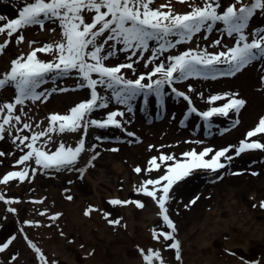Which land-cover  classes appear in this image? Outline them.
I'll return each instance as SVG.
<instances>
[{
    "label": "rangeland",
    "instance_id": "374dc122",
    "mask_svg": "<svg viewBox=\"0 0 264 264\" xmlns=\"http://www.w3.org/2000/svg\"><path fill=\"white\" fill-rule=\"evenodd\" d=\"M195 2L201 6L203 4V0H195ZM231 2L233 0H222L224 6ZM166 3L168 0H156L153 7ZM22 6L20 0H2L0 15H6L9 19L16 18ZM172 8L177 14L191 11L188 3L181 4L177 0H172ZM167 10V8L162 9L165 12ZM220 11H223V8ZM86 19L91 22V14H87ZM262 27H264V17L258 12L250 22L247 32L250 34L253 30ZM46 28H56V32L41 31L36 26L23 30L25 42L20 45H16L15 36L11 38L13 42L6 49L5 54L0 56V78L9 70L11 60L22 54L26 56L31 51L28 41H37L35 47L61 39L57 25L48 23ZM222 28L223 26L218 24L210 34L204 32L197 34L192 43L177 45L170 52L164 53L161 60L169 55L180 54L189 48L195 49L197 45L201 48L207 47L210 53L226 51L234 45L235 38H229L223 34ZM204 35L208 38L203 39ZM251 38L249 35L250 40ZM5 39H7L6 35L0 36V43H3ZM216 39H222L226 47H208ZM150 46L157 47L155 42H152ZM150 55V52L144 53L145 57ZM38 56L45 61L53 58L40 53ZM125 60L126 54L119 53L107 63L115 65ZM144 62L141 60L139 64L134 65L137 74H146L151 70L152 65L144 68ZM165 63H167L166 60ZM227 70L226 65H219L215 69L218 74L215 80L190 78L175 86L186 93L188 85L195 89L188 95L192 99L193 106L200 112L212 107H220L228 102V99H222L209 104L207 101L211 96L239 93L238 98L246 101L239 115L229 112L227 117L215 116L208 122L195 114L185 119V114L189 111L187 102L175 97L170 89L166 88L168 95L164 98L163 109L159 107L155 96L148 97V102L153 103V107L147 115L142 113L146 106L143 96L132 102L133 113L126 114L124 117L125 120L130 121L124 125L125 130L89 128L85 137V147L99 145L96 151L100 155L93 161L95 166L88 168L84 173L83 179L77 171L56 172L38 169L31 183L28 180L23 183L13 180L7 185L0 184V195H3L5 199L21 201L18 204H5L0 200V243L5 242L12 235L17 237L10 249L0 254V261H3V264H9L11 256L17 255L18 259L11 261V264H40L36 254L28 247L24 235L19 231L23 228L24 234L42 250L48 260H55L58 264H145L138 248L144 249L145 252L148 249L161 250L166 264H180L174 259L173 250H163L161 245L152 238V229L166 230L158 215V207L151 198L137 195L134 191V186L140 185L142 180L155 179L163 174L164 167H161L159 173L153 171L147 175L143 172L137 175L133 168L135 166L146 168L149 159L158 157L161 152L174 154L178 160L183 161L184 152L193 149L200 152L209 147L220 150L229 145L238 146L239 142L245 139L246 133L253 130L260 118L264 117V84L261 83V77L264 76V59L254 61L235 76L219 75ZM125 74L126 78H136L130 71L125 70ZM77 83L75 75L61 78L55 83L49 80L37 91L50 90L54 87L67 88L69 91L53 93L46 103L32 104L31 101H26L24 111L28 113V116L22 117V120L31 123L34 131L39 132L46 128L49 114H65L71 107L89 99V90H74ZM97 90L98 92L101 90L100 94L105 92L102 88ZM14 94L13 87H6L0 91V104L12 102ZM63 97L68 99L66 106L60 103V98ZM115 110L126 112L124 106L117 105L113 101L108 109L94 112L92 118L103 119L107 112ZM16 114H19V111ZM158 117L161 118L156 119ZM155 119L157 123L164 121L163 124L171 128L169 133L150 128L155 124ZM236 120H239L238 124H235ZM41 121L43 122L41 127L36 128L35 125ZM21 126L18 124L16 128ZM145 126H149V130L145 129ZM127 132L135 133V137L127 136ZM25 134L31 135L30 132L20 133V135ZM5 135L7 137V134ZM81 135L82 132L54 134L52 142L47 144L45 150L55 151L60 142L75 147ZM97 137L101 139L97 140ZM136 138L141 142L136 143ZM254 140L264 143V135L253 137L249 142ZM186 141L202 143H186ZM43 142L42 140L40 143ZM150 145L155 146L152 151H149ZM161 146L165 147L161 148ZM113 147L118 148L119 151L115 153L106 151ZM0 151L11 153V155L0 157L2 161L0 178L8 172L23 169V165H15L19 157L28 149L25 148L24 152H21L12 143L11 138H6L0 141ZM234 152L235 149L229 155H234ZM93 154L83 153L76 167L84 168ZM209 158L206 157V159ZM29 163L31 176V169L36 165L34 162ZM253 171L258 175L252 176L250 173ZM225 172L227 174L223 176V179L216 180V177ZM232 172L243 174L234 176ZM173 191L175 199L168 207L169 215L177 225L178 239L182 244V264H242L239 257L250 261L264 258V209L253 208V204L264 200V151L243 153L231 162L229 168L215 174L197 170L192 176L175 186ZM66 195H71L73 199L67 200ZM196 196H199L196 204L186 208L185 205ZM110 199L141 200L145 208L136 209L134 205L112 206L108 203ZM39 200H43V203H33ZM89 206L100 209L101 212L110 213L109 219L122 218L121 225L126 227L110 226L101 212L94 211L90 216H85L84 212ZM9 207L17 209V214L9 213L7 211ZM40 211H46L47 215H39ZM57 213L61 214L58 220L53 222L48 219V216ZM25 221L38 222L40 226H28L24 223ZM61 231L64 236H61ZM69 240L73 243H69ZM80 245L84 247L81 248ZM225 249L235 252L236 256L228 255ZM89 252L94 254L89 256ZM154 264L159 262L156 261Z\"/></svg>",
    "mask_w": 264,
    "mask_h": 264
},
{
    "label": "snow or ice",
    "instance_id": "6c2138e0",
    "mask_svg": "<svg viewBox=\"0 0 264 264\" xmlns=\"http://www.w3.org/2000/svg\"><path fill=\"white\" fill-rule=\"evenodd\" d=\"M20 2L23 6L18 10L16 18L9 19L6 15H0V22H5L0 23V36L6 35L7 37L3 43H0V56L5 54L6 49L13 42L12 37L15 36L16 45L24 43L23 30L30 27L38 26L41 31L56 32V28H46L48 23L55 24L60 29L61 39L35 47L37 41H28L31 51L26 56L22 54L11 60L9 70L0 78V91L6 87H13L15 90L12 102L0 104V119H2L0 141L11 138L12 143L21 152H24L25 148L28 149L16 161L15 166L23 165V169L8 172L0 178V184L3 185L13 180L20 183L28 180L31 183L38 169L55 170L56 172L77 171L83 179L84 173L88 168L95 166L93 161L100 155L96 151L99 145L85 147V137L89 128L125 130L124 125L130 121L125 120L124 117L126 114L133 113L132 102L143 96L147 106L148 97L155 96L159 107L163 109L164 98L168 95L166 88L170 89L175 97L187 102L189 111L185 114V119L195 114L208 122L215 116L227 117L229 112L239 115L246 105L243 98H238L239 93L211 96L207 101L209 104L222 99H228V102L220 107H212L200 112L193 106L192 99L188 95L195 89L188 85L186 93L175 85L190 78L215 80L218 75L215 69L219 65H226L228 69L227 72L219 73V75L235 76L254 61L264 59V27L257 28L250 34L247 32L250 22L258 12L264 17V0H233L227 6L222 4V0H203L202 6L198 5L195 0H191L190 3L189 0H177L181 4H189L191 11L184 14H177L174 11L172 0L157 7H153L156 0H20ZM164 8L168 10L162 11ZM221 8L223 11H220ZM87 14H91V22L87 21ZM218 24L223 26V34L229 38H235L234 45L226 51L210 53L207 47L201 48L197 45L195 49L189 48L180 54L169 55L161 60L164 53L170 52L177 45L192 43L197 34L212 33ZM249 35L252 37L251 40ZM173 37L174 40L171 39ZM207 38V35L203 36V39ZM152 42H155L157 47H151ZM208 47H226V45L222 43V39H216ZM148 52L151 55L145 57L144 53ZM38 53L50 55L53 58L45 61L38 56ZM119 53L126 54L125 62L115 65L107 63ZM141 60L145 61L144 68L152 65L151 70L146 74H137V69L134 67ZM157 61L160 62L157 63ZM125 70L130 71L136 78H126ZM72 75H75L78 80L74 90H89V99L79 102L65 114H49L47 127L39 132L34 131L31 123L22 120V117L28 116V113L24 111L26 101H31L32 104L46 103L53 93L68 92L67 88L55 87L45 91L37 90L49 80L55 83L61 78ZM261 83L264 84V76L261 77ZM98 88L110 92L111 95H101ZM229 96L231 98H228ZM113 101L117 105L124 106L126 112L109 111L103 119L92 118L94 112L108 109ZM17 111L19 114H16ZM41 123L43 122L37 123L35 127L40 128ZM238 123L239 120H236L235 124ZM18 124L22 126L16 128ZM14 132L15 135H13ZM22 132H30L31 135H20ZM77 132H82V135L75 147L60 142L55 151L45 150L47 144L52 142L54 134ZM126 134L129 137H135L133 132ZM258 135H264V117L260 118L253 130L246 133L245 139L241 140L238 146L229 145L220 150L209 147L200 152L193 149L182 154L183 161L178 160L174 154L161 152L158 157L154 156L149 159L146 168L142 169L139 166L133 168L137 175L142 172L147 175L153 171L159 173L161 167H164L163 174L155 179L142 180L140 185L134 186V191L137 195L151 198L158 207V215L166 230L152 229V238L161 245L163 250H173L174 259L180 264L183 259L182 244L178 239L177 225L171 219L168 207L175 199L174 187L192 176L197 170L215 174L222 169L229 168L231 162L243 153L255 150L264 151V143L259 140L249 142L251 138ZM100 139L97 137V140ZM42 140L44 142L40 143ZM135 142L140 143L141 141L136 138ZM186 143L202 142L186 141ZM154 147L150 145L149 151H152ZM163 147L165 146H161ZM233 149H235L234 155H229ZM106 151L115 153L119 149L113 147ZM85 152L94 154L91 155L84 168H77L80 157ZM6 155H11V153L0 151V157ZM206 157L210 158L206 159ZM169 161L172 163H168ZM29 162H34L36 165L31 169V176L29 175L31 167ZM226 174V172L221 174L216 177V180L223 179ZM231 174L236 176L243 173L232 172ZM250 174L258 175L255 171ZM65 198L69 201L73 199L71 195H66ZM0 200L5 204L21 202L17 199H5L3 195H0ZM197 200L199 196L191 199L185 207L196 204ZM33 203L42 204L43 200L33 201ZM108 203L112 206L134 205L140 210L145 208L141 200L110 199ZM256 207L264 209V200L253 204V208ZM7 211L14 215L17 214V209L13 207L7 208ZM94 211L101 212L100 209L89 206L84 215L90 216ZM101 214L110 226L126 227L121 225L122 218L109 219L110 213L101 212ZM39 215L45 216L47 213L40 211ZM60 215L57 213L48 216V219L55 222ZM24 223L28 226H40L38 222L25 221ZM19 231L24 235L28 247L36 254L40 264H58L55 260H48L42 250L24 234L23 228ZM60 234L64 236L63 231ZM16 239V235H12L5 242L0 243V254L7 252ZM68 242L73 243L71 240ZM80 247L84 246L80 245ZM137 250L145 264H154L156 261L159 264H166L161 250L148 249L147 252L140 248ZM225 251L230 256H236L235 252L228 249ZM93 254L88 253L89 256ZM17 259V255H12L9 264ZM239 259L242 264H264V258L251 261L244 257H239ZM0 264H3V261H0Z\"/></svg>",
    "mask_w": 264,
    "mask_h": 264
},
{
    "label": "bare ground",
    "instance_id": "6f19581e",
    "mask_svg": "<svg viewBox=\"0 0 264 264\" xmlns=\"http://www.w3.org/2000/svg\"><path fill=\"white\" fill-rule=\"evenodd\" d=\"M100 92H101V90H100ZM109 94H110V92L109 93H107V92H102L101 93V95H107V96H109ZM66 98L67 97L60 98V101H61L60 103L61 104H64V106H66V103H67V100H68ZM152 107H153V103L148 102L147 106L144 107V111H142V113H144V115L150 114V111L149 110H151ZM139 112H140V110H139ZM159 118H161V117H158L156 119H159ZM156 119H155V124L153 126H151L150 128L160 129L162 132H168L169 133V131L171 130V128H169L165 124H163L164 121H163V123L162 122H160V123L158 122L157 123V120ZM144 128L147 129V130H149V126H145ZM175 129H176V127H175Z\"/></svg>",
    "mask_w": 264,
    "mask_h": 264
}]
</instances>
